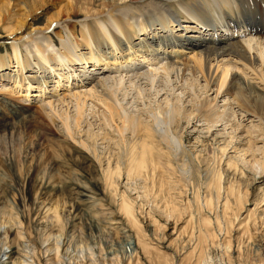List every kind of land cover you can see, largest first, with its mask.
<instances>
[{"label":"rangeland","instance_id":"rangeland-1","mask_svg":"<svg viewBox=\"0 0 264 264\" xmlns=\"http://www.w3.org/2000/svg\"><path fill=\"white\" fill-rule=\"evenodd\" d=\"M147 1L176 8L177 0ZM130 11L122 9L118 14ZM81 17L72 22L77 24ZM35 18L37 23H33ZM45 19L38 13L28 25L37 29ZM178 20L180 25L184 23L182 15ZM221 32L216 35L224 34ZM3 35L0 31V54L11 60L10 41ZM48 36L54 39L51 33ZM33 40L32 44L42 45L49 39L38 34ZM60 47L56 42V49ZM187 57L185 50L177 60L182 62ZM165 58H150L147 67L140 66L137 72L150 69L151 75L161 77ZM236 62L232 60L241 71L231 69L230 74L245 76L253 88L261 90L259 95L264 99L263 85L244 69L242 75V67ZM123 70L89 68L94 82L103 81V77L123 80L116 88H98L95 94L80 96L85 105L79 128L74 129L71 123L73 139L66 137L62 127L64 118L72 122L75 116V99L69 95L82 94L92 84L81 82L84 78L70 85L61 80L60 92L55 93L49 85L45 93L33 90L25 97V89L14 90L0 79V88L9 89L0 91L7 122L22 125L25 131L7 136L0 153V250L8 247L14 255L18 252L34 264H264V125L255 132L252 120L244 117L246 114L241 118L234 105L227 107L231 109L223 116V121L240 126L232 130L220 124L208 130L210 126L202 120L188 121L183 116L176 130L182 145L175 158H163L155 175L128 176L123 153L114 147L119 134L113 124L103 126L102 116H108L102 115L103 101L96 97L99 93L114 94V106L121 115L134 116L137 109L144 110L142 100L137 109L127 104L136 95V86L127 84L132 74ZM184 79L191 81L187 75ZM199 80L196 95L203 94L204 81ZM184 87L187 92L188 86ZM154 98L151 95L143 102L151 103ZM223 100L219 95L215 102L209 101V109L220 113ZM187 102L183 106L188 114ZM247 137L253 141L251 151L247 150ZM88 138L92 139L89 148L93 153L78 144ZM125 139L130 137L125 135ZM183 163L187 165L184 173L180 169ZM108 168L114 172L110 176L105 174ZM122 202L130 209V216L120 209ZM58 243L67 246L59 247L56 254L53 246L58 248ZM50 248L52 252L45 253ZM11 262L14 259L5 263Z\"/></svg>","mask_w":264,"mask_h":264},{"label":"bare ground","instance_id":"bare-ground-1","mask_svg":"<svg viewBox=\"0 0 264 264\" xmlns=\"http://www.w3.org/2000/svg\"><path fill=\"white\" fill-rule=\"evenodd\" d=\"M146 1L0 0V31L10 41L11 53V60L6 54H0V79L10 84L14 90L25 89V97L33 90H37L40 95L45 93L49 85H52L50 87L56 93L63 87L61 80L70 85L84 78L81 82L85 80L88 85L92 84L82 94L69 95V98L75 99V116L72 122L67 118L63 119L62 127L66 137L73 139L71 123L74 129L79 128V118L85 105L80 96L90 92L95 94L98 88H116L123 80L103 77V81L94 82L96 79L90 74V67L92 71H97L100 67L115 70L124 68L125 74H132L133 78L128 77L126 82L128 85L135 84L136 95L127 104L137 109L140 105L138 102L142 100L144 110L137 109L134 116L121 115L114 106V94L99 93L96 96L98 102L103 101L100 102L103 107L102 115L106 113L108 116H102L103 126L113 124L119 134L114 147L123 153L128 176L132 173L140 176L155 175L159 172L158 167L163 158H175L182 145L176 130L183 116L188 121L202 120L210 126L206 128L208 130L217 124L232 130L240 126L223 121V116L226 115L225 110L231 109L226 108L234 105L240 110L241 118L246 114L244 117L252 120L251 127L255 132L256 128L264 125V99L259 95L261 90L253 88L249 80H245V76L230 74L231 69L238 73L241 71L232 63L235 60L242 67V75L248 71L259 80L264 89V0H177L176 8L172 4H148ZM122 9H131L132 12L118 14ZM38 13L46 19L43 26L36 29L29 26L28 22ZM79 15H82L80 21L77 24L72 22ZM180 15L184 18L182 25L178 22ZM37 20L39 19L35 18L33 23H37ZM76 25L79 26V36L76 35ZM219 31L224 34L217 36ZM50 33L54 39L49 38ZM38 34L49 40L42 45L32 44ZM240 37L247 39L243 41ZM55 41L60 42L59 49H56ZM252 41L254 45L250 46ZM185 50L189 57L182 62L178 61ZM156 56L166 57V66H161L163 76L151 75L150 69L137 72L140 66L147 67L145 63ZM186 75L191 80L190 83L184 79ZM195 75L204 81L201 95H196L195 89L200 80ZM185 85L188 86L187 92ZM0 91L9 89L0 88ZM65 92L68 93L66 90ZM210 94L214 95L211 100L208 99ZM151 95L155 97L151 103L147 100L143 102L144 98ZM219 95L224 98L220 113L209 109V101L215 102ZM186 99L191 110L188 114L185 105L183 106ZM40 109L44 110L45 107ZM5 111L0 102V153L7 144V136L18 133L19 130L24 131L22 125L7 122ZM232 113L231 117L235 115V112ZM125 135L130 137L129 141L125 139ZM102 138L105 140L106 134ZM249 138H246L247 150L251 151L253 141ZM91 142L92 139L88 138L86 142L78 144L93 153L89 148ZM253 167L262 171L257 164ZM186 168V164H181L183 173ZM110 173L114 172H110L108 168L105 174L110 176ZM119 207L127 216L131 215L130 209L123 202ZM58 244V248L56 244L53 246L56 254L60 248L67 246L66 243ZM45 251L52 252L51 248ZM66 251L67 249L63 251L64 256ZM14 253L8 247L0 250V264H6V260L11 259L15 261L11 264H34L30 258ZM1 254H5V258L1 259Z\"/></svg>","mask_w":264,"mask_h":264}]
</instances>
